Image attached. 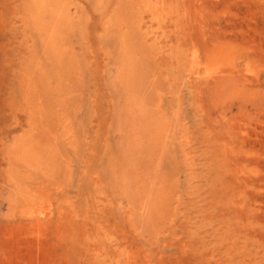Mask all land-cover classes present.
I'll list each match as a JSON object with an SVG mask.
<instances>
[{"label":"rangeland","instance_id":"obj_1","mask_svg":"<svg viewBox=\"0 0 264 264\" xmlns=\"http://www.w3.org/2000/svg\"><path fill=\"white\" fill-rule=\"evenodd\" d=\"M0 264H264V0H0Z\"/></svg>","mask_w":264,"mask_h":264}]
</instances>
